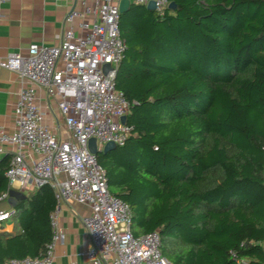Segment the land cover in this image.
Returning <instances> with one entry per match:
<instances>
[{"label": "trees", "instance_id": "16d2710c", "mask_svg": "<svg viewBox=\"0 0 264 264\" xmlns=\"http://www.w3.org/2000/svg\"><path fill=\"white\" fill-rule=\"evenodd\" d=\"M171 1L164 15L120 13L115 85L134 131L97 161L134 235L158 231L172 264H264V0ZM24 193L0 231L1 264L42 256L52 238L53 188Z\"/></svg>", "mask_w": 264, "mask_h": 264}, {"label": "built area", "instance_id": "2783aa9c", "mask_svg": "<svg viewBox=\"0 0 264 264\" xmlns=\"http://www.w3.org/2000/svg\"><path fill=\"white\" fill-rule=\"evenodd\" d=\"M7 1L0 0V18ZM121 1L96 0L93 9H73L66 21L78 18V29H66L58 44L32 43L27 55L10 52L0 60L1 67L27 83L22 84L15 107L16 129L12 133L0 129V143L16 147L5 173L9 184L22 192L50 185L57 199L50 215L53 234L45 253L3 264H52L56 243L63 238L60 205L74 201L92 209L81 219L91 239L85 254L92 264H172L160 250L158 231L134 235L130 205L110 192L106 171L88 146L91 138L100 149L108 142L123 146L134 131L133 125L121 120L132 103L115 85L117 67L127 49L119 29ZM129 1L145 6L154 1L160 15L170 4V0ZM91 13L95 18L89 23L85 19ZM107 64L110 68L105 72ZM35 86L56 100L70 138H60L44 123L45 111L36 101ZM14 213L13 207L0 209V229Z\"/></svg>", "mask_w": 264, "mask_h": 264}, {"label": "crops", "instance_id": "0c3cea01", "mask_svg": "<svg viewBox=\"0 0 264 264\" xmlns=\"http://www.w3.org/2000/svg\"><path fill=\"white\" fill-rule=\"evenodd\" d=\"M95 3L96 0H8L1 9L0 60L10 52L27 55L32 43L58 44L66 29H78V18L72 23L66 21L69 12L73 9L84 12L88 7L93 9ZM94 18L91 13L85 20L91 23ZM22 84L27 83H23L16 72L0 66V129L8 133L16 129L15 107ZM35 91L36 101L45 111L44 123L60 138H70L56 100L49 99L44 89L35 86ZM15 150L12 144L0 143V160L11 156ZM30 156L36 158L32 153ZM11 206L6 200L0 204V209ZM91 213L92 209L87 204L75 201L61 203L58 217L63 238L56 243L52 264H92L85 254L91 243L90 235L81 221ZM13 227L14 222L9 219L0 231L10 232Z\"/></svg>", "mask_w": 264, "mask_h": 264}, {"label": "water", "instance_id": "95a60500", "mask_svg": "<svg viewBox=\"0 0 264 264\" xmlns=\"http://www.w3.org/2000/svg\"><path fill=\"white\" fill-rule=\"evenodd\" d=\"M131 3L129 0H122L120 2V5H119V9H120V12L123 13L125 11L128 10V8L130 7ZM155 2L154 1H150L148 3V5L146 6V8L148 10H155ZM176 8V4L171 1L170 4H169V9L171 10H174ZM110 68V65L107 64L105 65V72H107ZM122 122H126L127 121V116H123L121 118ZM89 150L92 152V153H95V154H98L99 152H108V151H111L112 149L116 148V145L115 143L113 142H108L104 145V147L102 149L98 148V144H97V140L95 138H91L89 140ZM26 197L25 193L20 191V190H16V189H11L10 193H9V198H8V201L11 205H13L15 202H17L18 200L22 199Z\"/></svg>", "mask_w": 264, "mask_h": 264}, {"label": "rangeland", "instance_id": "374dc122", "mask_svg": "<svg viewBox=\"0 0 264 264\" xmlns=\"http://www.w3.org/2000/svg\"><path fill=\"white\" fill-rule=\"evenodd\" d=\"M139 5H143V4H139ZM145 6V5H144ZM146 7V6H145ZM100 153V152H99Z\"/></svg>", "mask_w": 264, "mask_h": 264}]
</instances>
